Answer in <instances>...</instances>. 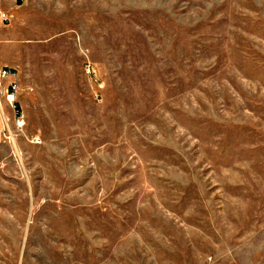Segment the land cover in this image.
<instances>
[{
	"label": "rangeland",
	"instance_id": "obj_1",
	"mask_svg": "<svg viewBox=\"0 0 264 264\" xmlns=\"http://www.w3.org/2000/svg\"><path fill=\"white\" fill-rule=\"evenodd\" d=\"M0 65V264H264V0H0Z\"/></svg>",
	"mask_w": 264,
	"mask_h": 264
},
{
	"label": "built area",
	"instance_id": "obj_2",
	"mask_svg": "<svg viewBox=\"0 0 264 264\" xmlns=\"http://www.w3.org/2000/svg\"><path fill=\"white\" fill-rule=\"evenodd\" d=\"M3 18L5 21H8L9 19L7 15H4ZM2 81H8V85L5 89V95L7 96L8 101L14 105V108L19 111L18 105H15L17 93L19 91L17 73L9 67L0 65V83Z\"/></svg>",
	"mask_w": 264,
	"mask_h": 264
}]
</instances>
